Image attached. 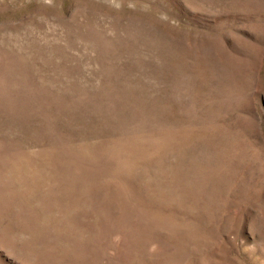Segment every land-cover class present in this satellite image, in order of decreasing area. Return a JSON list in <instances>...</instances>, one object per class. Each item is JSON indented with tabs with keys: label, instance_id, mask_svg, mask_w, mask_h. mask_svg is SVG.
I'll return each instance as SVG.
<instances>
[{
	"label": "rangeland",
	"instance_id": "obj_1",
	"mask_svg": "<svg viewBox=\"0 0 264 264\" xmlns=\"http://www.w3.org/2000/svg\"><path fill=\"white\" fill-rule=\"evenodd\" d=\"M0 264H264V0H0Z\"/></svg>",
	"mask_w": 264,
	"mask_h": 264
}]
</instances>
